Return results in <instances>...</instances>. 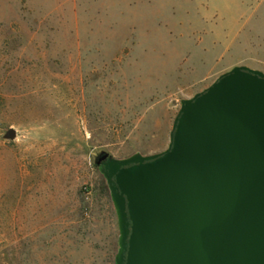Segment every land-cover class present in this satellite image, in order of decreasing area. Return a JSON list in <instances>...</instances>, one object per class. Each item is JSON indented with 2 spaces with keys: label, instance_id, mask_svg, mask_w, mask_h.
Masks as SVG:
<instances>
[{
  "label": "rangeland",
  "instance_id": "374dc122",
  "mask_svg": "<svg viewBox=\"0 0 264 264\" xmlns=\"http://www.w3.org/2000/svg\"><path fill=\"white\" fill-rule=\"evenodd\" d=\"M61 0L0 26V264H115L97 158L167 149L181 100L235 65L197 59L187 0ZM168 2V3H167Z\"/></svg>",
  "mask_w": 264,
  "mask_h": 264
},
{
  "label": "water",
  "instance_id": "95a60500",
  "mask_svg": "<svg viewBox=\"0 0 264 264\" xmlns=\"http://www.w3.org/2000/svg\"><path fill=\"white\" fill-rule=\"evenodd\" d=\"M97 163L115 264H264V71L235 65L182 99L167 149Z\"/></svg>",
  "mask_w": 264,
  "mask_h": 264
},
{
  "label": "crops",
  "instance_id": "0c3cea01",
  "mask_svg": "<svg viewBox=\"0 0 264 264\" xmlns=\"http://www.w3.org/2000/svg\"><path fill=\"white\" fill-rule=\"evenodd\" d=\"M61 0H0V26L37 15L47 21ZM172 6V1H169ZM167 2V3H168ZM188 36L197 59L240 64L244 52L264 45V0H187Z\"/></svg>",
  "mask_w": 264,
  "mask_h": 264
}]
</instances>
